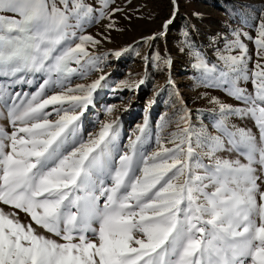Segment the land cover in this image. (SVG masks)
<instances>
[{
	"label": "snow or ice",
	"instance_id": "snow-or-ice-1",
	"mask_svg": "<svg viewBox=\"0 0 264 264\" xmlns=\"http://www.w3.org/2000/svg\"><path fill=\"white\" fill-rule=\"evenodd\" d=\"M61 5L0 0V104L12 128L0 127V264H264V191L253 167L264 172V12L255 36L233 30L231 39L221 37L223 51L214 48L219 63L211 66L185 34L181 51L187 49L197 78L243 105L212 98L220 135L197 133L194 147L191 132L178 123L169 147L146 131V117L136 126L141 135L122 146L119 118L101 122L95 135L81 131L80 118L95 107L94 93L107 86L106 76L69 86L73 76L86 77L102 61L88 50L101 41L82 34L85 27L107 18L111 29L114 13L122 10L109 11L107 3L95 9L84 0ZM172 23L166 20L161 32L144 39L166 36ZM242 37L257 48L252 69ZM154 62L172 64L159 53ZM27 74L44 77L36 93L25 100L7 91L11 83H30ZM248 82L252 92L241 86ZM144 83L121 80L109 90L135 92ZM46 87L51 95H44ZM115 109L105 105L108 115ZM188 112L180 117L185 125ZM229 116L253 118L259 141L251 130L227 126ZM219 152H237L247 163ZM20 213L31 223H22Z\"/></svg>",
	"mask_w": 264,
	"mask_h": 264
},
{
	"label": "rangeland",
	"instance_id": "rangeland-1",
	"mask_svg": "<svg viewBox=\"0 0 264 264\" xmlns=\"http://www.w3.org/2000/svg\"><path fill=\"white\" fill-rule=\"evenodd\" d=\"M84 3L92 5L95 9L107 3L109 11L116 8L122 10L114 13L113 28L107 27L110 23L109 19L97 18L89 23L82 33L91 34L101 41L95 48L89 45L88 50L101 57L102 61L97 66V70L90 71L86 77L73 76L69 86L90 84L101 75L107 78L106 82H102V85L106 83L107 86L98 89V95L94 93L95 107L90 106L80 118L81 131L85 136L89 133L95 135L100 130L101 122H110L119 118V143L123 146L129 137L135 139L136 135H141L136 126L143 125L147 117L146 131L153 135L158 134L165 141L166 146H172L167 144V140L171 133L178 131L179 123L181 127L189 129L195 147L197 133L220 135L219 130L214 127L219 105L211 102L213 97H218L221 102L232 106L243 107L241 102L228 96L222 88L204 86L194 74V69L191 67L193 61L187 49L181 51V48L184 47L185 34L188 33L191 40L204 50L209 66L212 62L219 63L214 48L221 46L223 51L224 40L221 37L231 39L233 30L256 35L254 26L264 12V0H84ZM57 5L62 6L61 0H57ZM3 15L10 14L3 13ZM169 19H172L173 23L169 26L166 36H158L155 40L144 39L161 32L162 24ZM242 39L247 44V55L251 57L248 67L252 69L253 62L259 59L256 54L257 48L252 40L246 37ZM124 49L127 51H124L121 57L117 58L114 55L116 50ZM156 53L170 56L171 66L165 67L162 64L157 66L154 62ZM71 66L76 67L74 62ZM24 79L30 83L22 81L11 83L7 91L19 92L26 100L39 90L44 77L41 74H27ZM141 79L145 83L139 85L135 92L126 89L113 94L109 90L110 87L115 86L114 82L121 80L139 82ZM2 83L4 82L0 81V84ZM241 86L247 88L249 92L253 91L251 82L241 83ZM51 94L46 87L44 95ZM112 104L116 105V109L108 115L105 113V105ZM125 109L127 111H124ZM185 109L190 110L186 125L180 120L185 114ZM48 110H51V106ZM0 113H3L0 115V127L11 132L7 112L2 104H0ZM225 123L230 128L235 126L251 130L259 141V132L253 118L229 116L225 119ZM196 151L202 150L197 148ZM218 155L225 159H240L242 163H247L246 156L237 152H219ZM204 162L207 163V157L204 158ZM253 167L257 169L256 175L261 177L257 180L260 190L264 191V172L261 171L259 164H253ZM257 202L260 203L259 194H257ZM19 217L22 223H31L30 218L25 214L20 213ZM257 223H259L258 218ZM95 226L93 224V227ZM33 227L48 238L58 241L60 239L38 226L33 225Z\"/></svg>",
	"mask_w": 264,
	"mask_h": 264
},
{
	"label": "crops",
	"instance_id": "crops-1",
	"mask_svg": "<svg viewBox=\"0 0 264 264\" xmlns=\"http://www.w3.org/2000/svg\"><path fill=\"white\" fill-rule=\"evenodd\" d=\"M36 226V225H35ZM44 230V229H43ZM44 231H46V230H44ZM47 232V231H46ZM50 234H52V233H50ZM53 235V234H52Z\"/></svg>",
	"mask_w": 264,
	"mask_h": 264
}]
</instances>
